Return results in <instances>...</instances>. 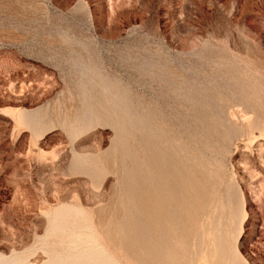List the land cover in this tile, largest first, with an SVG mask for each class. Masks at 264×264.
<instances>
[{
  "label": "rangeland",
  "instance_id": "obj_1",
  "mask_svg": "<svg viewBox=\"0 0 264 264\" xmlns=\"http://www.w3.org/2000/svg\"><path fill=\"white\" fill-rule=\"evenodd\" d=\"M157 133L219 215L188 264H264V0H0V264H140L107 221Z\"/></svg>",
  "mask_w": 264,
  "mask_h": 264
},
{
  "label": "bare ground",
  "instance_id": "obj_2",
  "mask_svg": "<svg viewBox=\"0 0 264 264\" xmlns=\"http://www.w3.org/2000/svg\"><path fill=\"white\" fill-rule=\"evenodd\" d=\"M126 124L132 135L135 122ZM125 151L117 196L121 205L114 206L107 221L108 239L140 264H188L191 253L210 240L207 229L216 230L219 215L204 217L211 199L210 182L192 169L189 157L175 156L171 141L160 133L139 134ZM104 219L105 215L100 223ZM198 227L202 229L196 231ZM213 237H217L219 256L228 259L227 240L223 242L220 234ZM232 264L242 263L235 258Z\"/></svg>",
  "mask_w": 264,
  "mask_h": 264
}]
</instances>
